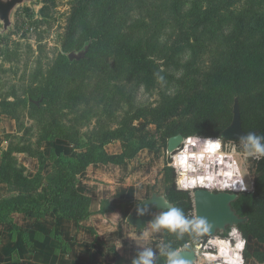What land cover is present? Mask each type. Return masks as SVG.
Returning a JSON list of instances; mask_svg holds the SVG:
<instances>
[{"label": "rangeland", "instance_id": "obj_1", "mask_svg": "<svg viewBox=\"0 0 264 264\" xmlns=\"http://www.w3.org/2000/svg\"><path fill=\"white\" fill-rule=\"evenodd\" d=\"M226 1L124 0L113 19V30L129 33L133 42H140L143 49L156 60L160 71L155 85L147 89L141 75L135 70L117 75L114 72H102L100 69L96 71L93 67L94 71L88 72L82 80L77 78L75 82L63 87V90L68 91L79 85V98L75 105L65 110V122L69 123L70 119L76 117L81 133L112 130L118 128L123 119L132 117L139 110L145 109L149 114L177 101L176 112L164 116L162 118L164 123L161 125L133 117L130 123L136 128V133L138 130L145 134L149 133L148 138L158 139L176 124H181L190 131L202 129L207 132V136L200 137L216 138L231 123L233 102L238 98L239 102L245 101L241 106L245 111L247 127L252 128L255 125L264 127V106H261L264 99V82L261 80L243 78L237 90L231 88L224 90L218 95L220 102H215L213 114L207 110L208 108L195 111L189 105L193 103L194 97L199 98L201 94L207 92L209 75H213V70L220 62L224 63L231 47L228 39L214 31L211 24L206 28L202 26L197 29L201 38L194 41L191 36L190 44L183 41L184 35L181 34H190L189 30L180 27L182 25L185 27L190 18L193 19V11L196 13L204 10L210 4L220 6ZM105 2L106 0H33V4L18 6L12 18V26L4 35L0 34V99L13 100L15 97L27 96L28 89L41 86L45 70L59 54L68 56L74 52L79 55L85 51L84 57L81 58L85 59L95 32L92 28L96 26L99 10ZM251 4L252 0H233L234 9L248 8ZM196 7L198 9L194 10ZM1 29L0 24V31ZM106 61L108 68H111V57H107ZM157 115L158 113L150 117L155 119ZM1 117L3 120L0 125V158L1 152L8 146L5 134L17 133L15 121L9 116ZM22 119L24 125L20 133L15 134L16 142L32 145L34 149L39 148L46 155L51 153L63 157H74L78 152L85 150L76 149L62 139L38 145L35 121L28 116L27 111L24 112ZM26 128H31L30 132L19 139ZM178 133L184 135L183 132H177L168 137ZM105 149L108 153H121L122 142L114 140L107 144ZM166 152L167 146L157 151L143 149L129 160L131 164L127 168H123L128 173L127 179L130 184L139 185L138 191L142 190L145 199L152 192L165 195L169 187L175 188V173L169 166L170 157L165 154ZM15 157L19 165L26 167L28 175L38 167V160L26 153H15ZM262 160H250L247 164L250 173L245 178L248 183L245 191L247 193L255 192L257 171ZM50 173L51 164L48 162L43 176ZM149 184L150 189L145 188V185ZM175 190L178 191L176 188ZM148 191H151L150 194ZM16 195L18 192L5 185L0 190V202ZM135 198L139 199L137 196ZM131 204L134 207L137 201L133 199ZM106 206L107 203L99 205L98 201H92L90 211L93 215L88 223L95 227L102 238L107 235L119 237L114 243L110 242V245H114L124 259L119 264H131V260L139 251L138 246L148 243L154 246L156 241L146 242L134 238L131 240L129 237L139 229L131 226L128 218H124L120 225V220L114 216L97 212ZM17 221L20 223L18 231L12 230L9 225H0V264H56L59 260V251L62 255L67 253L68 256H73L71 252L69 253L70 243L64 244L63 240L55 236L59 234V229L48 233L47 222L43 223V220L35 222L26 219L25 216H20ZM75 225L82 229L76 223ZM117 228L121 231L119 235L113 234ZM240 231L243 233L241 229ZM244 236L248 241L244 255L247 253L250 257L255 251H264V242L252 236L245 234ZM160 238L166 240L172 236L163 234L156 239ZM91 251L92 248L85 249L78 264H99L100 260L97 258L99 262L95 260V263L90 259ZM245 260L246 264H264L252 258ZM108 263L118 264L115 257ZM66 264H69V260ZM157 264H163V259L160 258Z\"/></svg>", "mask_w": 264, "mask_h": 264}, {"label": "trees", "instance_id": "obj_2", "mask_svg": "<svg viewBox=\"0 0 264 264\" xmlns=\"http://www.w3.org/2000/svg\"><path fill=\"white\" fill-rule=\"evenodd\" d=\"M124 0H106L105 5L99 10V17L89 45L85 59L69 60L67 55L59 54L53 63L45 70V76L41 86L27 90V96L15 97L13 100L0 99V116H9L16 123L17 133L23 128V114L36 123V136L38 145L43 142H53L62 139L76 149H85L74 157L63 155H46L41 149H34L32 145L16 142L17 133H6L5 139L8 146L1 152L0 158V185H6L18 195L0 202V225L6 224L12 230L18 231L19 225L14 220V214H25L35 220L41 221L48 214L54 213L57 217L74 221L78 226L87 230L102 251L115 257L119 264L124 259L111 246L110 242L103 241L95 227L88 223L93 212L90 211L92 198L80 193L77 189L78 175L94 164L121 165L133 159L143 149L157 151L167 146L168 135L183 132L184 135L195 133L199 136H207L202 129L190 131L185 125L176 124L170 131L164 132L158 139L148 138L150 135L138 132L133 128L130 120L143 118L152 123L163 124L164 116L174 114L178 105L177 101L156 111L147 113L142 109L132 117L125 118L116 129L96 131L93 133H81L78 129L76 117L65 122V110L75 105L78 100L79 85L70 90H63L66 84L75 82L77 78L82 80L88 72L99 69L102 72H114L117 75L128 70H135L141 75V79L147 89L154 87L158 72L160 71L156 60L150 53L143 49L140 42H133L129 33L113 30L112 22L118 13V8ZM210 1V0H208ZM233 0H227L220 6L210 4L204 10L192 14L189 23L180 29H188L183 41L190 44L191 36L194 41L201 38L197 29L213 25L212 29L218 34L224 35L229 42L228 53L224 63L220 62L209 75L206 93L199 98L194 97L190 108L202 111L208 108L212 114L215 112V102H220L219 94L226 89L237 90L243 78H252L264 82V0H252L248 8H233ZM196 7L194 10H197ZM199 44V43H197ZM111 57L112 67L108 68L106 58ZM105 58V59H104ZM104 66V67H102ZM131 68V69H130ZM41 72V71H40ZM226 72H229L227 74ZM43 73V71H42ZM226 73V74H225ZM173 101L175 99H166ZM240 100V110L243 129L246 132L258 130L264 132V127L258 125L247 127V119ZM264 106V99L261 103ZM158 113L156 118L150 116ZM179 127V128H178ZM31 128H26L19 139L25 137ZM58 133L59 135H56ZM114 140L122 142L121 153H108L105 146ZM22 144V145H21ZM15 153H26L38 160V169L33 176H29L26 167L18 164ZM51 164V173L43 176L47 163ZM258 176L255 181V192H243L233 203V208L240 216H248L249 221L239 225V229L246 236H252L260 242H264V159L260 162ZM150 189V185H145ZM151 191H148L150 194ZM148 194V195H149ZM166 197L175 205L185 209L189 214L194 213L192 196L186 191H176L169 187ZM150 197V196H149ZM261 204H263L261 206ZM133 205L131 200H126L116 205H108L97 212L114 216L121 220L128 218ZM117 220V221H118ZM174 246L181 244L174 237L166 239ZM245 259H254L264 262V251H255L249 257L245 253ZM162 258V257H161ZM163 259V258H162Z\"/></svg>", "mask_w": 264, "mask_h": 264}, {"label": "clouds", "instance_id": "obj_3", "mask_svg": "<svg viewBox=\"0 0 264 264\" xmlns=\"http://www.w3.org/2000/svg\"><path fill=\"white\" fill-rule=\"evenodd\" d=\"M165 154L170 157L169 166L174 170L178 191L195 196L198 189L208 193H241L248 187L245 183L250 175L248 162L264 159V134L250 131L237 140L227 141L222 137L187 135L174 151ZM137 197L136 215L152 218L129 238L156 242L154 246L151 243L138 246L131 264H157L161 257L163 264H246L244 252L248 241L235 223L226 230L217 229L207 217L187 213L163 194L162 204L152 213L151 202L142 196V190L137 192ZM163 234L182 243L174 246L163 238L156 239ZM190 249H199V257L193 261L188 258Z\"/></svg>", "mask_w": 264, "mask_h": 264}, {"label": "crops", "instance_id": "obj_4", "mask_svg": "<svg viewBox=\"0 0 264 264\" xmlns=\"http://www.w3.org/2000/svg\"><path fill=\"white\" fill-rule=\"evenodd\" d=\"M2 120L3 119L0 116V125H2ZM11 132H13V130ZM130 164L131 163L128 160L121 165H91L86 171L78 175L77 189L80 193L92 198L93 201H98L99 205L103 203H107V205H116L126 200L133 201V199H135L137 196V185L130 184L129 180L127 179L128 173L123 170V168H127V166ZM37 169L38 167L29 176H33ZM3 187H5V185H0V190ZM53 214V212L48 214V216L43 219V221H41L43 223L47 222L48 233L56 228L59 229V234H55V236H57L59 240H63L64 244H66V242L70 243L71 248L69 249V253L71 252L73 255L68 256L67 253L62 255L61 251H59V260L56 264H66L68 260L69 264H78L80 263L81 255L84 253L85 249L88 248H92L90 259H93L94 263L95 260H100L101 263L98 261L99 264H109L108 261H110L113 256H109L104 251H102V249L96 243H94V237L87 230L76 227L74 221L57 218L54 216L55 214ZM13 216L16 224H20L17 221L20 216H25L26 219H31L33 221L35 220L25 214L16 213ZM37 221L35 220V222ZM122 222L123 219L120 220L119 224L121 225ZM119 233H121V231H118L117 228V231H115L113 234L119 235ZM100 238L105 242L114 243L119 237L107 235L106 237ZM64 257L65 260L63 261Z\"/></svg>", "mask_w": 264, "mask_h": 264}, {"label": "water", "instance_id": "obj_5", "mask_svg": "<svg viewBox=\"0 0 264 264\" xmlns=\"http://www.w3.org/2000/svg\"><path fill=\"white\" fill-rule=\"evenodd\" d=\"M24 4H33V0H0V24L2 29L0 34L4 35L12 26V18L18 6ZM85 51L76 55L74 52L68 55L69 60H80L84 57ZM251 132H257L254 130ZM242 125L240 102L238 98L234 99L233 109H232V121L231 123L223 129L219 137L225 140H237L241 135L246 134ZM184 137L182 133H178L168 139L167 150L168 152L174 151V147L180 142ZM197 196L192 195L194 213L200 216L207 217L210 222H212L217 229H227L228 226L235 223L237 227L248 221L247 216H240L236 210L233 208V203L238 199L239 193H208L207 190L198 189ZM161 194L157 192H152L150 197L146 198L149 204V211L154 213L157 211L162 201H160ZM165 196V195H164ZM155 197V198H154ZM166 197V196H165ZM151 215H145L143 217H138L136 215V205L131 210L128 216V223L140 229L145 223L151 220ZM219 230L217 231V234ZM188 258L190 261L197 259L196 250H189Z\"/></svg>", "mask_w": 264, "mask_h": 264}, {"label": "built area", "instance_id": "obj_6", "mask_svg": "<svg viewBox=\"0 0 264 264\" xmlns=\"http://www.w3.org/2000/svg\"><path fill=\"white\" fill-rule=\"evenodd\" d=\"M198 254H199L198 249H196V255H197V258H198V256H199Z\"/></svg>", "mask_w": 264, "mask_h": 264}, {"label": "bare ground", "instance_id": "obj_7", "mask_svg": "<svg viewBox=\"0 0 264 264\" xmlns=\"http://www.w3.org/2000/svg\"><path fill=\"white\" fill-rule=\"evenodd\" d=\"M245 183L247 184V186H248V183H247V181L245 180Z\"/></svg>", "mask_w": 264, "mask_h": 264}]
</instances>
